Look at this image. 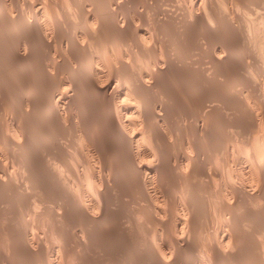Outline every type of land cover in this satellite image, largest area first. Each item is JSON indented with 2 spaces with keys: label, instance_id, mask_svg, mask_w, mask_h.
<instances>
[{
  "label": "bare ground",
  "instance_id": "6f19581e",
  "mask_svg": "<svg viewBox=\"0 0 264 264\" xmlns=\"http://www.w3.org/2000/svg\"><path fill=\"white\" fill-rule=\"evenodd\" d=\"M260 1L0 0V264H264Z\"/></svg>",
  "mask_w": 264,
  "mask_h": 264
},
{
  "label": "rangeland",
  "instance_id": "374dc122",
  "mask_svg": "<svg viewBox=\"0 0 264 264\" xmlns=\"http://www.w3.org/2000/svg\"><path fill=\"white\" fill-rule=\"evenodd\" d=\"M238 1H239V0H238ZM241 1H242V0H240L238 3H236V2L234 1V5L236 6V4H237V6H236L237 9H236L235 7L231 8V7L234 6V5H233L232 3L230 4V1H227V2H228V3H227V2L224 0V2H225L224 4H225V5L227 4L226 7H227L228 9H233V11H235V10H236V11L239 10V11H237V13H240V15H238L236 12H235V13L239 16V18H241L239 21H234V22L232 23L231 27H229V26L227 25V27H226V28H227L226 31L229 30V31H228L229 34L227 33V36H228V37L236 36L235 34L237 33L238 36H236V39L238 38V39H237L238 41H237V40H236V41H237L239 47H242V46L244 45L243 49H244V51L246 52V51H248V50H247L245 44L243 43L244 41H243V40L241 39V37L239 36V35H240V34H239V33H240V32H239L240 30H238V27L240 26L239 24H242V23H243L244 26H246L245 24H248V23H249L250 26H252V24H254V22H255V20H256L255 18H256V15H257V11L260 10L259 7L262 6L261 4H263V3H262V1H260V0H259L260 2H259L258 0H249V1L247 2V0H245L246 2L243 1V3H240ZM255 1H256L257 3H256ZM220 3L223 4L221 1H220ZM235 3H236V4H235ZM239 3H240V4H239ZM247 4H248V5H247ZM258 4H259V5H258ZM222 6H223V8H224V5H222ZM229 6H231V7H229ZM257 7H258V8H257ZM242 8H243V9H242ZM252 8H253V9H252ZM250 11H251V13H250ZM252 11H253V12H252ZM262 11H263V10H262ZM242 15H243V16H242ZM244 15H245V16H244ZM253 19H254V20H253ZM251 21H253V22L251 23ZM241 22H242V23H241ZM257 22L259 23V21H257ZM249 24H248V25H249ZM234 27H235V28H234ZM234 33H235V34H234ZM230 35H231V36H230ZM239 39H241L242 41L239 40ZM239 41H240V42H239ZM245 41H246V40H245ZM240 43H241V44H240ZM242 43H243V45H242ZM253 43H254V41H253ZM256 44H257V45H256ZM241 45H242V46H241ZM254 45H255V47H253V45H252V48H251L252 51L249 50V51H250V54H252V55H253V53H254V54H257V53L260 54V53H261V48L258 47V43H254ZM253 50H254V51H253ZM263 50H264V46H263L262 51H263ZM245 52H244V53H245ZM251 52H252V53H251ZM260 55H261V54H260ZM247 56H248V55H246V57L244 56L240 61L237 62V64L240 65L241 62H244V60H245V62H246V61L248 62L249 59H250V60H249L250 63H252L251 58H250L249 56H248V57H247ZM262 58H263V54H262ZM242 60H243V61H242ZM241 65H242V64H241ZM254 67H255V66H254ZM254 67H252L253 70L251 69L253 72H251V74H250V73H249V74H250V75H254V78H257V77H258V78H259V77L262 78V77H264L263 74H262L261 76H258V74L256 73L257 70H256V68H254ZM251 70H250V71H251ZM177 86H178V85L176 84L175 87L177 88V90L180 89L179 86H178V87H177ZM179 91H180V90H179ZM72 140H73V139H72ZM246 141H248V143H246V142L244 143L245 145L247 144L245 147H247V148L252 147L253 140L250 141V139H249V140H246ZM249 142H251V143H249ZM210 144H211V143H210ZM213 144L215 145L216 143H215V142H212V144L209 145V146H211V148L208 149V151H209V155L212 156V155H213L212 153H213V152L215 153L214 156H212V158L215 157V156H216V158H217L218 155L221 154L222 157L219 156V157H221V158H220V159H221V162H222V161H223V162H226V159H227V158L230 159V160H228V161H231L232 158H230V157H233V156H232L233 153H232V151H231V148H230L229 144H227V143L223 144L224 147H226V146L228 145L226 148H228V147L230 148V150H229V149H226V148L222 147V148H224V149H222V150H224V152H223L224 154L222 153L221 147H218V145H217V146L215 145V147H216L215 150L217 149L216 152H215ZM250 144H251V145H250ZM248 145H249V147H248ZM212 146H213V147H212ZM218 148H219V149H218ZM252 149H253V148H252ZM212 150H214V151H212ZM225 150H227V151H225ZM180 151H181V152H184L185 150H184V148H182ZM210 151H211V153H210ZM218 151H219V152H218ZM220 152H221V153H220ZM226 152H227V153H226ZM230 152H231V153H230ZM217 153H218V154H217ZM216 154H217V155H216ZM222 154H223V155H222ZM226 154H227V155H226ZM225 155H226V156H225ZM228 155H229V156H228ZM226 157H227V158H226ZM216 158H214V159H216ZM224 159H225V160H224ZM223 162H222L223 166H222V165H221V166L224 168V167L226 166V164H224ZM228 163H230V162H227V164H228ZM224 165H225V166H224ZM227 167H229V165H227ZM225 169L227 170L228 168L225 167L224 170H225ZM229 169H230V168H229ZM229 169H228V170H229ZM228 170H227V171H228Z\"/></svg>",
  "mask_w": 264,
  "mask_h": 264
}]
</instances>
